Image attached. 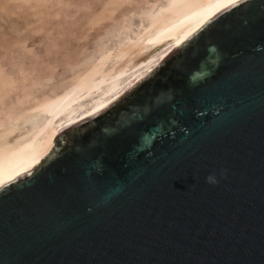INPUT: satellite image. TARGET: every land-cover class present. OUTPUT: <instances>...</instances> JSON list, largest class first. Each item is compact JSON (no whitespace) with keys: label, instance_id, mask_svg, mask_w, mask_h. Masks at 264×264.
<instances>
[{"label":"water","instance_id":"obj_1","mask_svg":"<svg viewBox=\"0 0 264 264\" xmlns=\"http://www.w3.org/2000/svg\"><path fill=\"white\" fill-rule=\"evenodd\" d=\"M52 143L1 185L0 264H264V0Z\"/></svg>","mask_w":264,"mask_h":264},{"label":"bare ground","instance_id":"obj_2","mask_svg":"<svg viewBox=\"0 0 264 264\" xmlns=\"http://www.w3.org/2000/svg\"><path fill=\"white\" fill-rule=\"evenodd\" d=\"M114 1L117 0L110 2V5L114 6ZM240 1L158 0L149 4L140 12L145 24H137L136 31H131L126 25L117 27L121 31L117 33V41L110 47L100 46L96 52L93 48L95 55L83 65L80 61L75 63L71 67L70 77L57 85L56 89L50 90L43 85L40 93L34 94L40 81L32 79L29 86L22 89V96L9 100L7 105L3 104V98L11 89L13 80L4 76L0 68V189L1 185L34 170L53 147L57 130L105 109L147 76L209 18ZM163 46L165 48L157 52L150 51ZM42 80L50 82L52 77L46 76ZM86 97L89 99L83 102L82 99Z\"/></svg>","mask_w":264,"mask_h":264},{"label":"rangeland","instance_id":"obj_3","mask_svg":"<svg viewBox=\"0 0 264 264\" xmlns=\"http://www.w3.org/2000/svg\"><path fill=\"white\" fill-rule=\"evenodd\" d=\"M4 1L0 0V68L4 76L13 80L11 89L3 98V104L7 105L9 100L22 96V89L29 86L32 79L40 81L34 94H39L43 85L50 90L56 89L70 77L75 63L80 61L83 65L100 46L110 47L117 41V33H121L117 27L126 25L136 31L137 24H145L141 10L158 0H117L114 6L110 5L113 0H20V4L19 0H6L7 5ZM32 4H39L37 8L41 10ZM14 66L21 68L15 69ZM46 76L52 80H42Z\"/></svg>","mask_w":264,"mask_h":264},{"label":"clouds","instance_id":"obj_4","mask_svg":"<svg viewBox=\"0 0 264 264\" xmlns=\"http://www.w3.org/2000/svg\"><path fill=\"white\" fill-rule=\"evenodd\" d=\"M207 180H212V177L207 178Z\"/></svg>","mask_w":264,"mask_h":264}]
</instances>
